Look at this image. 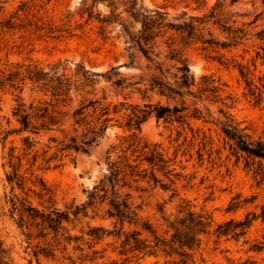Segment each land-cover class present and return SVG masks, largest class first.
I'll return each instance as SVG.
<instances>
[{
	"label": "rangeland",
	"instance_id": "obj_1",
	"mask_svg": "<svg viewBox=\"0 0 264 264\" xmlns=\"http://www.w3.org/2000/svg\"><path fill=\"white\" fill-rule=\"evenodd\" d=\"M129 1L133 0H0V70L32 65L51 74L57 66V77L68 79L71 87H97V96L104 90L107 101L114 104L125 99L129 104L143 105L131 88H117L142 87L134 83L146 79V62L134 50L127 49L120 26L129 25L124 10ZM134 1L148 10L162 9L170 21L182 23L208 13L217 0ZM230 1L226 0L230 14L253 12L251 0L229 6ZM87 8L92 9L93 15L113 14L119 20L102 29L96 20L88 21ZM234 18L239 22L252 19ZM217 38L223 40L222 36ZM182 58L194 78V90L201 87L203 78L214 80L226 106L206 100L196 102L208 122L189 120L193 131L153 115L141 124L140 142L159 145L166 158L171 159L170 178L174 184L167 190L158 184L144 193L122 189L121 194L129 192L133 206L140 207L136 224L122 225L124 234H117L121 224L108 217L106 203L86 207L75 218L72 212L87 203L94 188L108 187V158L115 159L124 150L126 145L120 143L129 133L126 128H109L87 154L71 153L58 167L52 163L46 169L47 165L39 160L40 169L35 174L46 192L28 180L29 174H25L27 181L21 188L7 182L6 174L11 170L4 165L6 155L9 147L21 146L20 139L15 136L4 145L0 142V264H177L181 259L186 264H264V165H247L243 159L230 155L216 122L224 120L218 112L222 109L240 128L264 140V43L250 37L237 48L214 51L191 45ZM237 64L245 67L246 76L240 74ZM85 71L98 74L93 83L85 82ZM249 82L263 92L260 102L244 96ZM32 87L37 85L28 79L16 81L14 87L0 86V129L14 126L12 109L17 103H28L38 96ZM157 100L152 98V102ZM185 100L187 106H194V99ZM160 103L166 104L163 99ZM45 141L43 138L36 145L40 152ZM27 167L24 161L20 172ZM157 176L169 184L160 173ZM182 201H188L192 211H203L212 219L208 233L200 237L199 247L184 250V256L181 250L154 247L155 237L170 239L172 231L167 232L165 220H173ZM55 209L68 212L71 222L64 223V230L57 234L50 230L40 234L39 215ZM20 214L25 222L23 229L19 227ZM246 218L250 226L245 235L217 237L214 232L219 224ZM143 223L154 234L144 231ZM98 227L106 232L97 241L89 236V230ZM135 238L140 242L134 244Z\"/></svg>",
	"mask_w": 264,
	"mask_h": 264
},
{
	"label": "trees",
	"instance_id": "obj_2",
	"mask_svg": "<svg viewBox=\"0 0 264 264\" xmlns=\"http://www.w3.org/2000/svg\"><path fill=\"white\" fill-rule=\"evenodd\" d=\"M239 1L241 0H231L229 6ZM251 6L252 13L230 14L226 11V0H217L203 16L189 17L186 22L175 23L168 19L167 13L162 9L148 10L143 5L138 7L134 0L126 2L124 10L129 25L120 23V26L126 37L127 49L134 50L146 62V79L141 78L134 83L142 87L117 88H131V93H137L143 101L141 106L129 104L125 99L117 104L107 101L108 97L104 90L101 96H97V87H71L72 83L68 79L57 77L59 68L57 66L51 74L43 73L32 65L25 67L16 65L14 70H0V86L14 87L16 81L28 79L37 85L32 89L38 94L28 103H17L12 109L14 126L0 129V142L3 145L10 137L15 136L19 137L21 145L18 149L14 146L8 149L4 165L11 171L6 174L7 182L15 183L21 188L27 181L25 174H29L28 180L46 192L42 181L38 180L35 174L40 169L37 167L39 160L40 163L47 165L46 169L52 163H55L54 167H58L71 153L87 154L89 148L97 145L109 128L124 127L129 132L121 139L120 145H126L123 147L124 150H121L115 159L108 158L106 177L108 187L99 190L94 188L88 195L87 203L72 212L75 218L86 207L106 203L108 217L117 219L121 224L117 234H124L122 225L125 222L136 224L140 207L133 206L129 192L122 195L120 191L126 188L144 193L158 184L166 190L174 184L170 178L173 172L170 169L171 159L166 158V153L159 145L140 142L138 132L141 124L153 115L156 119L176 122L193 131L189 120L208 122L196 102L206 100L224 105L223 100L219 98L222 90L213 85L214 80L203 78L201 87L194 90L195 81L182 58L183 53L191 45H200L203 51L237 48L250 37L264 43V0H251ZM86 12L88 21L96 20L102 29L119 20V17L113 14L105 17H100L99 13L93 15L91 8H87ZM234 15L242 20L248 17L252 19L248 22H239ZM261 21L263 22L258 24ZM254 30H256L254 34H251ZM217 36H222L223 40L220 41ZM167 62L172 64L166 65ZM237 68L243 77L246 76L243 65L237 64ZM60 69L64 71V68ZM96 75L98 74L85 71V82L93 83V77ZM20 77L22 78L19 79ZM248 86L245 87L244 96L260 102L263 92L250 82ZM153 97L158 100L152 102ZM187 97L194 99L192 108L186 105ZM161 99L165 100V105L160 103ZM206 111H209L208 108ZM218 112L224 116L223 121L216 122L220 126L223 146L228 149L230 155L237 160L243 159L247 165H264V140L254 137L246 128H240L239 124L225 115L222 109ZM9 123L7 121L8 125ZM43 138H46V141L42 143L40 152L36 145L41 143ZM24 161L28 167L21 173ZM157 173H160L169 184H164ZM178 207L179 210L173 220H165L167 232L172 231L170 239L155 237L154 247L181 250V255L184 256L186 254L184 250L192 251L199 247L200 237L208 233L212 219L203 211L199 213L192 211L188 201H182ZM20 216L19 227L23 229L25 222L22 214ZM28 216L36 218L33 215ZM258 218L255 216V219ZM261 220L264 222V215H261ZM69 222L71 219L68 212L55 209L48 214L41 213L37 226L40 234H44L46 230L57 234L64 230V223ZM249 226L247 218L244 221L229 220L217 225L214 232L217 237L228 235L239 237L245 235ZM142 229L154 234L147 223L142 224ZM89 232V236L98 241L106 230L98 227L90 229ZM45 236L46 234L41 235ZM67 240H71L70 237ZM139 242L140 240L135 238L134 244ZM177 264H186V261L181 259Z\"/></svg>",
	"mask_w": 264,
	"mask_h": 264
}]
</instances>
